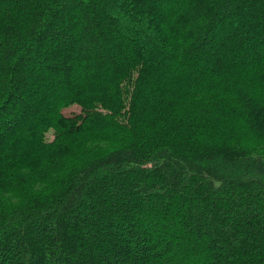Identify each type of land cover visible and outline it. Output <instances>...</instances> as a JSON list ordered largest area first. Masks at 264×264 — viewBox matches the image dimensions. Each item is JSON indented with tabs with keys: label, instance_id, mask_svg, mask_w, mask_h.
Wrapping results in <instances>:
<instances>
[{
	"label": "trees",
	"instance_id": "trees-1",
	"mask_svg": "<svg viewBox=\"0 0 264 264\" xmlns=\"http://www.w3.org/2000/svg\"><path fill=\"white\" fill-rule=\"evenodd\" d=\"M0 264H264V0H0Z\"/></svg>",
	"mask_w": 264,
	"mask_h": 264
},
{
	"label": "rangeland",
	"instance_id": "rangeland-1",
	"mask_svg": "<svg viewBox=\"0 0 264 264\" xmlns=\"http://www.w3.org/2000/svg\"><path fill=\"white\" fill-rule=\"evenodd\" d=\"M49 100V99H48ZM77 111V110H80V106L78 104H73V105H70L66 108V111L68 112H72V111Z\"/></svg>",
	"mask_w": 264,
	"mask_h": 264
}]
</instances>
